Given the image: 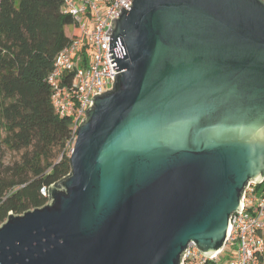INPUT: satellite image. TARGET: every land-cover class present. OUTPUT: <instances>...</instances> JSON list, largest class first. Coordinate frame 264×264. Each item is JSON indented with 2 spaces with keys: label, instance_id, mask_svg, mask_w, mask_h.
<instances>
[{
  "label": "water",
  "instance_id": "obj_1",
  "mask_svg": "<svg viewBox=\"0 0 264 264\" xmlns=\"http://www.w3.org/2000/svg\"><path fill=\"white\" fill-rule=\"evenodd\" d=\"M114 88L71 174L0 225V264H182L228 242L264 182V0H133L112 21Z\"/></svg>",
  "mask_w": 264,
  "mask_h": 264
},
{
  "label": "trees",
  "instance_id": "obj_2",
  "mask_svg": "<svg viewBox=\"0 0 264 264\" xmlns=\"http://www.w3.org/2000/svg\"><path fill=\"white\" fill-rule=\"evenodd\" d=\"M73 20L63 0H0V225L47 204L72 172L75 117L56 111L48 78ZM258 259L264 264V253Z\"/></svg>",
  "mask_w": 264,
  "mask_h": 264
},
{
  "label": "built area",
  "instance_id": "obj_3",
  "mask_svg": "<svg viewBox=\"0 0 264 264\" xmlns=\"http://www.w3.org/2000/svg\"><path fill=\"white\" fill-rule=\"evenodd\" d=\"M132 5L133 0H63V12L74 19L71 42L57 55L48 81L56 111L75 117L70 155L93 97L111 91L115 74L122 71L114 70L118 63L111 62L116 58H110L114 52L110 53L111 35L107 33L123 6L131 10ZM258 185L252 181L246 187L241 209L232 216L225 248L206 256L192 243L182 264H260L258 256L264 253V191ZM43 192L47 194L46 189ZM226 253L231 254L229 259Z\"/></svg>",
  "mask_w": 264,
  "mask_h": 264
},
{
  "label": "rangeland",
  "instance_id": "obj_4",
  "mask_svg": "<svg viewBox=\"0 0 264 264\" xmlns=\"http://www.w3.org/2000/svg\"><path fill=\"white\" fill-rule=\"evenodd\" d=\"M66 31H67V33L70 35V33L72 32V25H68L67 27H66ZM19 154H12V155H10L9 157H8V159H7V161L9 162L10 160H14V159H16V158H18L19 156H18ZM229 255H231L230 253H226V257H227V259H229ZM224 262V261H223Z\"/></svg>",
  "mask_w": 264,
  "mask_h": 264
}]
</instances>
